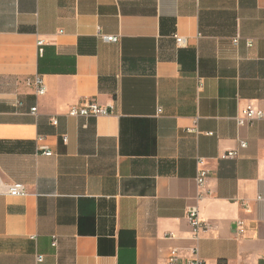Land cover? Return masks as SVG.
I'll use <instances>...</instances> for the list:
<instances>
[{"label": "crops", "instance_id": "0c3cea01", "mask_svg": "<svg viewBox=\"0 0 264 264\" xmlns=\"http://www.w3.org/2000/svg\"><path fill=\"white\" fill-rule=\"evenodd\" d=\"M86 99L112 113L66 115ZM247 106L264 113V0H0V184L26 189L0 187V264H164L193 247L264 264V118L238 126ZM193 206L210 226L197 240Z\"/></svg>", "mask_w": 264, "mask_h": 264}, {"label": "built area", "instance_id": "2783aa9c", "mask_svg": "<svg viewBox=\"0 0 264 264\" xmlns=\"http://www.w3.org/2000/svg\"><path fill=\"white\" fill-rule=\"evenodd\" d=\"M101 38L106 42H116L117 38L113 36H104L102 35ZM238 39H235L236 42ZM175 41L178 46L183 47L185 46V41L182 38L175 37ZM38 52L42 53V46L44 45V41L39 39L36 42ZM247 45L250 46L251 42L248 41ZM26 83L28 85H34L36 88V94L37 95H43L45 92V87L43 84L42 79L39 77H35L33 79H26ZM36 111L35 108L31 109V113L34 114ZM112 113V108L107 106H100L92 99H86L83 102H81L78 105H74L68 108L66 115L68 117L73 118H88V117H101V116H107ZM264 118V113L261 110L254 109L251 106H247L244 108L241 112V116L236 118V122L238 126H250L254 121L261 120ZM52 125H57V120L55 118H52L50 120ZM189 133H195L198 134L196 127H193V129L188 130ZM38 140H41V137L38 138ZM66 137H63L62 142H66ZM239 148L244 149L246 148V142L239 140L238 142ZM37 152H40L43 156H52V153L47 150L45 147L38 146ZM236 153L229 152L223 157H235ZM197 165L202 164V159L199 157L196 158ZM208 178L207 171L199 168L196 173L195 181L199 188H202L206 180ZM0 187H3V192L10 196V197H20L24 196L26 194V189L24 185L21 183H12L2 186L0 184ZM186 221L191 229L192 237L193 239L197 240L198 235L200 232L206 231L210 228V226L203 221H201L199 217L198 208L196 206L189 207L186 211L185 215ZM240 227V223L238 224ZM240 230V228H239ZM53 246H55V241L53 242ZM190 255L191 257L189 259H186L184 261H180L181 258L179 256V253L177 249H170L166 255V259L164 264H204V262L199 258L198 256V250L197 247H193L190 249ZM43 261V256L37 255L34 261V264H41Z\"/></svg>", "mask_w": 264, "mask_h": 264}]
</instances>
